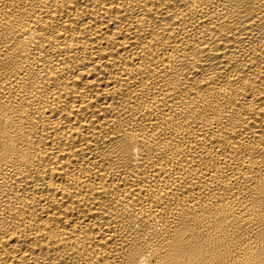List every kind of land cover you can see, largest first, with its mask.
Masks as SVG:
<instances>
[{
    "label": "bare ground",
    "instance_id": "obj_1",
    "mask_svg": "<svg viewBox=\"0 0 264 264\" xmlns=\"http://www.w3.org/2000/svg\"><path fill=\"white\" fill-rule=\"evenodd\" d=\"M0 264H264V0H0Z\"/></svg>",
    "mask_w": 264,
    "mask_h": 264
}]
</instances>
